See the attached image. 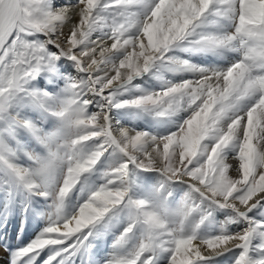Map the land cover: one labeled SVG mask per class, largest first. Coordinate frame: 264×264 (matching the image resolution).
<instances>
[{
    "label": "snow or ice",
    "instance_id": "obj_1",
    "mask_svg": "<svg viewBox=\"0 0 264 264\" xmlns=\"http://www.w3.org/2000/svg\"><path fill=\"white\" fill-rule=\"evenodd\" d=\"M0 264H264V0H0Z\"/></svg>",
    "mask_w": 264,
    "mask_h": 264
}]
</instances>
